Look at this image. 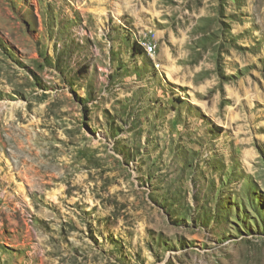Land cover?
<instances>
[{
    "label": "rangeland",
    "instance_id": "obj_1",
    "mask_svg": "<svg viewBox=\"0 0 264 264\" xmlns=\"http://www.w3.org/2000/svg\"><path fill=\"white\" fill-rule=\"evenodd\" d=\"M0 264H264V0H0Z\"/></svg>",
    "mask_w": 264,
    "mask_h": 264
},
{
    "label": "built area",
    "instance_id": "obj_2",
    "mask_svg": "<svg viewBox=\"0 0 264 264\" xmlns=\"http://www.w3.org/2000/svg\"><path fill=\"white\" fill-rule=\"evenodd\" d=\"M148 52H151L154 48L152 45H149L146 47Z\"/></svg>",
    "mask_w": 264,
    "mask_h": 264
}]
</instances>
